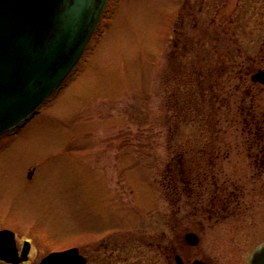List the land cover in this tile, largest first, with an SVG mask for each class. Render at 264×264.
<instances>
[{
	"label": "rangeland",
	"instance_id": "1",
	"mask_svg": "<svg viewBox=\"0 0 264 264\" xmlns=\"http://www.w3.org/2000/svg\"><path fill=\"white\" fill-rule=\"evenodd\" d=\"M247 1L109 0L66 84L0 140V230L31 242L25 264L72 248L90 264H249L264 245V175L239 107L264 117V86L240 69L264 70V0ZM200 163L213 179L168 197V174ZM214 182L233 192L228 217L206 211Z\"/></svg>",
	"mask_w": 264,
	"mask_h": 264
},
{
	"label": "water",
	"instance_id": "2",
	"mask_svg": "<svg viewBox=\"0 0 264 264\" xmlns=\"http://www.w3.org/2000/svg\"><path fill=\"white\" fill-rule=\"evenodd\" d=\"M109 0H0V139L32 119L74 73L104 16ZM264 85V70L252 77ZM188 245L200 239L187 234ZM16 234L0 231V261H29ZM178 264H184L180 256ZM40 264H87L79 249L55 252ZM193 264H208L195 261ZM250 264H264V247Z\"/></svg>",
	"mask_w": 264,
	"mask_h": 264
},
{
	"label": "trees",
	"instance_id": "3",
	"mask_svg": "<svg viewBox=\"0 0 264 264\" xmlns=\"http://www.w3.org/2000/svg\"><path fill=\"white\" fill-rule=\"evenodd\" d=\"M215 71H216L215 74H217L219 76L220 72L217 70H215ZM181 73H183V72H181ZM208 91L211 93L210 88ZM215 96H216L215 99H217L218 95L215 94ZM169 104L172 105L171 103H169ZM178 104L179 105L183 104L184 108L189 110L188 113L191 116H193L194 119L197 118V115H196L197 111L193 107L194 103H178ZM186 105H188L189 107ZM174 107H176V106L174 105ZM239 108H240L239 112L241 113L240 117H243V115H245V116H248L250 118V119H248L249 120L248 122H245V121L243 122L244 125L246 126L245 129L247 128L244 132L246 133L247 137L249 138V144H250L249 148L250 147H252V148L262 147V144L264 143V128H262V124L259 125L253 120V118L255 119V117H257L256 114L254 113L253 108L247 107L246 103H242V105ZM194 115H196V117ZM178 120H179V118H178ZM191 122H193L195 124H199L198 122H200V120L198 119L197 122H195L194 120H191ZM238 123L243 127V124H241L240 121H238ZM181 124H183V125H181ZM184 125H185L184 121H182V120H181V122L179 121L177 124V126L180 129H183ZM193 125H192V127H193ZM185 126L188 128L189 125H185ZM202 131H204V130H202ZM203 133H205V131ZM202 153H203V155L205 154L203 149L201 151L200 150L196 151L197 155H200ZM214 157H216V155L212 154L210 158L213 159ZM178 166L184 167V169L183 170L179 169V170L174 171L171 174H168V178H167L168 182H167V186H166V192H167L168 197L176 198V199H178V201H180L181 198L183 197V190H185V188H189L187 190H190V189L193 190L194 186L198 185V184H194L195 181H201L202 183H204L207 180H205L206 179L205 177L204 178H198L196 176H193V174L195 173L194 171H196V170L187 169V171H185V169H186L185 165L178 164ZM189 175H191V176H189ZM209 180H211V177ZM188 198L190 199V201L193 204H195V200L197 198L196 195L193 194V196H190Z\"/></svg>",
	"mask_w": 264,
	"mask_h": 264
},
{
	"label": "flooded vegetation",
	"instance_id": "4",
	"mask_svg": "<svg viewBox=\"0 0 264 264\" xmlns=\"http://www.w3.org/2000/svg\"><path fill=\"white\" fill-rule=\"evenodd\" d=\"M249 1V0H248ZM247 1V2H248ZM248 7H250V4L248 5ZM258 11V10H257ZM259 11H261L262 12V10H259ZM232 51H229V55H232ZM229 59V58H228ZM261 60H263V59H261ZM227 64V63H226ZM242 67V66H241ZM223 68H224V66H223ZM214 70H217V71H220V70H218V68H216V69H214ZM260 70H263V69H259V70H248L247 68H245V69H243V67L240 69V75H243L242 77H243V79H246V81H247V77L248 76H250V81H251V83L250 84H252V85H254V86H256V85H261V84H259V83H254L253 81H252V77H253V75H255L258 71H260ZM261 86H264V85H261ZM248 94H251V92L249 91V93ZM211 95H212V92H211ZM216 97V96H215ZM215 97H214V102H216L218 99H215ZM248 119H250L249 117H247V118H245L244 119V121L245 122H248L249 120ZM253 120L257 123V124H262V128H264V117H255V119L253 118ZM246 135V134H245ZM250 145V144H249ZM250 152H252L251 154H249L248 156H249V159L250 160H252V162H253V165H254V168H256L257 169V173L259 174V176L261 175H264V147H256V148H252V147H250ZM254 150H258V151H255V152H253ZM258 157H260L259 159H258ZM215 158V157H214ZM214 158H213V160H214ZM210 165H213V164H210ZM201 166H204V164H199V165H197V168L198 169H202V170H207V171H205L204 173L202 172V173H199L197 170V175H194V174H196V171H194L195 173L193 174V176H196V177H198V178H206L205 180H207L206 182H209V181H211L213 178H212V175H211V171L210 170H208V169H206L207 167H208V165L207 166H204V167H202L201 168ZM179 169L180 170H183L184 169V167H179ZM189 176H191V175H189ZM210 177H211V180H209L210 179ZM214 177V176H213ZM209 180V181H208ZM168 182V181H167ZM195 182H201V181H195ZM195 182H194V184H195ZM206 182H204V183H202L201 182V185L200 186H197V185H195L194 186V188L197 186V187H204L205 186V183ZM213 185H214V187H219L218 186V184L217 183H213ZM166 186H167V184H166ZM229 187L228 186H225L224 188L222 187V188H218V189H216L215 188V196H213V200L211 201L212 202V205L211 206H209V208L206 210L207 212H209L211 215H210V218H212V217H218V216H222V215H224V214H226V217H228L227 216V214L230 212V210H231V207H230V204H231V199L233 198L232 197V194H233V192L232 191H230L229 189H228ZM205 192V191H204ZM203 192V193H204ZM232 192V193H231ZM200 195H201V193L200 194H198V196L200 197ZM236 202H238V201H236ZM233 203V202H232ZM205 211V210H204ZM206 212V213H207ZM10 230V229H9ZM25 242V241H24ZM162 251V250H161ZM164 251L166 252V248L164 249ZM80 253H81V255L86 259V261H87V264H90V260L88 259V257L86 256V255H84L81 251H80ZM177 256H179V255H177ZM161 258H162V260H165L166 261V259H165V257H163L162 256V253H161ZM162 260H161V264H163L162 263ZM184 261V260H183ZM102 264H103V262H102ZM113 264H119V262H117V258H115V260H114V263ZM184 264H185V261H184Z\"/></svg>",
	"mask_w": 264,
	"mask_h": 264
},
{
	"label": "bare ground",
	"instance_id": "5",
	"mask_svg": "<svg viewBox=\"0 0 264 264\" xmlns=\"http://www.w3.org/2000/svg\"><path fill=\"white\" fill-rule=\"evenodd\" d=\"M82 61V60H81ZM52 98V97H51Z\"/></svg>",
	"mask_w": 264,
	"mask_h": 264
}]
</instances>
